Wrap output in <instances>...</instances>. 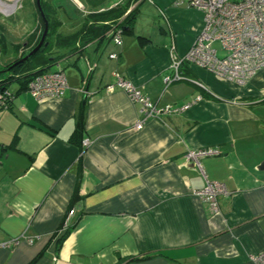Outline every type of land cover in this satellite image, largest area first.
<instances>
[{
	"label": "crops",
	"instance_id": "0c3cea01",
	"mask_svg": "<svg viewBox=\"0 0 264 264\" xmlns=\"http://www.w3.org/2000/svg\"><path fill=\"white\" fill-rule=\"evenodd\" d=\"M43 2L60 35L125 2L134 19L119 45L103 34L58 49L61 96L37 100L15 85L0 108V264H254L264 249V67L237 85L183 63L184 78L166 84L172 52L184 54L201 29L200 11L177 0ZM27 5L32 29L12 57L39 38L35 0ZM113 71L157 110L189 106L146 116L126 90L106 89ZM200 148L218 151L200 157L204 175L185 157ZM205 178L227 190L215 211L195 194Z\"/></svg>",
	"mask_w": 264,
	"mask_h": 264
},
{
	"label": "built area",
	"instance_id": "2783aa9c",
	"mask_svg": "<svg viewBox=\"0 0 264 264\" xmlns=\"http://www.w3.org/2000/svg\"><path fill=\"white\" fill-rule=\"evenodd\" d=\"M14 2L16 0H13ZM187 6L197 9L202 14V26L191 47L181 55L172 52L169 63L170 74L164 78L166 84L183 79L181 65H195L214 75L237 85L246 84L249 79L264 67V0H177ZM116 45L121 43L120 29L108 32ZM117 59L116 53L110 54ZM91 68L88 69V72ZM114 83L106 86L112 90L115 86L127 91L132 100L140 104V111L144 115L159 112H179L188 108V104L180 107L165 105L157 110L149 98L141 94L134 86L124 80L116 71L112 72ZM67 87V80L62 69L43 71L34 76L28 83L26 92L37 100L59 97ZM8 91L0 92V108L6 107L5 101L10 100ZM142 122L138 121L135 129H140ZM84 139L82 144L89 145ZM218 151L213 148L190 149L185 157L194 161L202 175L199 159L202 156L216 155ZM205 177V176H204ZM223 183L205 178L203 187L195 194L207 201L212 210H217V198L226 194ZM68 211V216L74 213ZM67 219L63 229L67 227ZM31 243V239L27 238ZM13 240L12 243H16ZM2 246L8 243L1 244ZM254 264H264V249L252 256Z\"/></svg>",
	"mask_w": 264,
	"mask_h": 264
},
{
	"label": "trees",
	"instance_id": "16d2710c",
	"mask_svg": "<svg viewBox=\"0 0 264 264\" xmlns=\"http://www.w3.org/2000/svg\"><path fill=\"white\" fill-rule=\"evenodd\" d=\"M40 4L44 16L48 23V32L44 39V42H47V45L46 46L42 45L34 54H32L26 60L15 64L12 67L10 74L8 75V78L4 80H0V92L8 91L11 95L10 100L8 101L9 103L16 94V91L10 90L9 86L11 85V83L13 82L17 83V85L19 86L17 92L21 90L26 91L28 83L37 74H40L43 71L51 70L52 67H54L53 69H57V68L62 69L58 65H55L57 64L55 61H57L58 58L62 56V53L58 49L69 47V52L73 50H79V48L83 47L85 44L94 40L95 38L102 36L103 34H107V36L112 40L111 35L108 32L117 28L122 30L123 33L127 28V26L130 27V24L133 22L134 19L133 10L131 9L128 10L129 2H125L122 5H117L115 7L101 11L99 13L92 12L87 14L85 18H83L84 20L82 21L81 27L77 32L71 33L69 35H60V34H56L57 28L60 25L59 23L60 21H58L57 18L53 17V15L50 14L49 11H47L43 0H40ZM36 11H37L38 23L44 25L43 19L40 16L37 7H36ZM95 21H107V22L96 25L94 24ZM42 30L43 29H41V31ZM38 41L39 39L37 40V42ZM37 42L34 45H36ZM33 47H31L30 49H32ZM28 52H26V54ZM114 53L117 54V52ZM117 56H119V54H117ZM17 61L19 60L17 59ZM5 103L7 104L6 107L10 106V104L7 103V100L5 101ZM1 108H5V107H1ZM66 232L67 230H64V232L61 234V236H59L57 240L62 239L65 236ZM54 237L56 238V235H54Z\"/></svg>",
	"mask_w": 264,
	"mask_h": 264
},
{
	"label": "rangeland",
	"instance_id": "374dc122",
	"mask_svg": "<svg viewBox=\"0 0 264 264\" xmlns=\"http://www.w3.org/2000/svg\"><path fill=\"white\" fill-rule=\"evenodd\" d=\"M27 1L28 0H22V8L15 11V13H13L11 16H3L2 14H0V32L5 33V35L8 38V41L11 42L13 46L17 42H20L22 38L32 29L33 21L31 17L29 16V12L31 10L28 8ZM78 7L83 9L81 3L78 4ZM41 29H43V25L38 23L39 36H40V33L42 32ZM19 50L20 48L17 49L18 53H19ZM14 52H15V49L12 47V50H10L9 55L7 56L1 55L0 56V66L4 65L6 62L8 63L9 60L11 61L12 55H14ZM6 58H9V59H7L6 61ZM53 68L54 67H52V69ZM15 85H17V83L15 82L11 83L10 90H13L12 88Z\"/></svg>",
	"mask_w": 264,
	"mask_h": 264
},
{
	"label": "flooded vegetation",
	"instance_id": "af4514ba",
	"mask_svg": "<svg viewBox=\"0 0 264 264\" xmlns=\"http://www.w3.org/2000/svg\"><path fill=\"white\" fill-rule=\"evenodd\" d=\"M21 3H22V0H16L15 2L13 0H0V14H2L3 16H11L21 6ZM12 47H13V45L11 44V42H8V41L3 42L2 44H0V54H2L4 51L9 52L10 50H12ZM30 50L31 49H28L26 51L21 50L20 53H17L18 55L16 54L15 57H12L11 61L9 60L8 63L6 62L4 65H1L0 71L3 69H6V67L9 66L10 64L12 65L13 63H15V61H17V59L20 60L21 58H23L25 56L26 52H28ZM20 55H22V56H20ZM12 67L10 68V70L6 71L5 73H0V80H4V79L8 78V75L10 74Z\"/></svg>",
	"mask_w": 264,
	"mask_h": 264
},
{
	"label": "water",
	"instance_id": "95a60500",
	"mask_svg": "<svg viewBox=\"0 0 264 264\" xmlns=\"http://www.w3.org/2000/svg\"><path fill=\"white\" fill-rule=\"evenodd\" d=\"M35 3H36V7H37V9L39 11V14L42 17L43 23H44L40 39H39L38 43L23 58H21L19 61L15 62V63H13L11 66L7 67L6 69L1 70L0 73H5L6 71L10 70V68L13 65L17 64L18 62H23L28 57H30L32 54H34L42 45L43 46L47 45V42H44V39H45V36H46V34L48 32V23H47V20H46V18L44 16L43 11H42L40 0H35ZM258 169H264V161H262L259 164Z\"/></svg>",
	"mask_w": 264,
	"mask_h": 264
}]
</instances>
